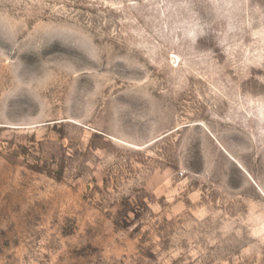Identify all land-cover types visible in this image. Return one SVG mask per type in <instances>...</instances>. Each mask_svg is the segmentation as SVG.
<instances>
[{
    "label": "rangeland",
    "instance_id": "obj_1",
    "mask_svg": "<svg viewBox=\"0 0 264 264\" xmlns=\"http://www.w3.org/2000/svg\"><path fill=\"white\" fill-rule=\"evenodd\" d=\"M0 264H264V0H0Z\"/></svg>",
    "mask_w": 264,
    "mask_h": 264
}]
</instances>
